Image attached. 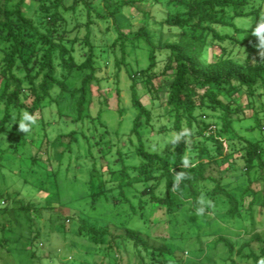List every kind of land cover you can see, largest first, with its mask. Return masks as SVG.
Listing matches in <instances>:
<instances>
[{
	"label": "rangeland",
	"instance_id": "rangeland-1",
	"mask_svg": "<svg viewBox=\"0 0 264 264\" xmlns=\"http://www.w3.org/2000/svg\"><path fill=\"white\" fill-rule=\"evenodd\" d=\"M65 1L66 5L74 2ZM88 1L94 8L91 36L97 66L96 80L92 83L96 100L91 107L92 117L76 122L71 115H61L57 103L46 100L43 121L40 119L31 133L18 144V122L21 111L26 108H11L9 121L0 131V262L254 264L248 255L252 252L261 255L260 248L264 245V176L259 178L260 171L255 169L249 175L243 174L245 161L242 155L245 149L239 147L240 143L237 144L238 149H230L229 133L218 136L211 130L223 141L224 154L219 156L218 162L206 157L204 160L210 163L208 174L214 177L222 175L224 185L237 196L249 176L255 179L250 187L257 196L256 201L252 210L247 208L252 196L250 193L246 195L242 217L232 218L229 215V200L221 192L211 190L212 181L203 182L195 198L185 196V202L174 207L170 213L165 206H155L141 194H130L129 202L114 200L117 190L111 188L116 186L121 162L133 164L141 160L129 143L138 108L131 100V79L127 69L133 74L137 71L138 95L152 111L151 125L142 129L146 146L163 152L172 148L167 141L175 130L168 121L170 105L167 99L173 69L165 68L168 55L160 44L176 37L179 30L160 26L168 8V3H164L163 7L160 1L167 0H142L130 8L126 7L116 19L110 17L107 20L96 13L109 14L105 0ZM252 1L256 6L261 4L264 9V0ZM78 12L76 15L81 25L67 33L65 42L66 58L72 56L75 61L82 60V51L88 48L83 44L86 9L80 4ZM225 14L230 16L231 11L228 9ZM68 15L73 25L75 20L71 13ZM234 22L248 27L253 25L255 18L236 17ZM143 25L148 27L152 42L157 47L156 65L150 71L159 88L157 98L147 92L139 74L140 69L149 64L150 49L145 41L128 46L125 63L116 65V59L120 61L123 56L119 44L113 45L117 37L115 26L127 36H133ZM251 35L235 32L240 39ZM225 45L244 59L240 44L233 46L226 42ZM221 54L219 50L207 49L202 58L209 61ZM61 70L59 65L58 72ZM227 98L234 101L233 107L239 108L241 120L235 123V130L252 140L263 138L264 89H258L251 96L244 89L232 85ZM23 99L26 104L31 103V98ZM67 107L63 110L67 111ZM5 110V100L0 99V119ZM99 110L101 121L97 116ZM255 113L259 116V124L254 119ZM73 129L78 131L79 138L71 149L63 151L56 145H50L58 133ZM233 136L237 135L233 133ZM235 141H238L237 137ZM15 144L17 147L14 149ZM118 150L123 152L119 159ZM103 187L106 192H102ZM200 196L212 200L215 207L197 216L195 202ZM22 204L29 206V211L19 208ZM92 227L113 230L115 234L124 236H101L90 231ZM127 227L139 229L147 246L136 247L133 240L127 239ZM227 242L233 245L232 248L227 246ZM160 247L163 249L161 252L158 250ZM166 248L172 253L165 251Z\"/></svg>",
	"mask_w": 264,
	"mask_h": 264
},
{
	"label": "trees",
	"instance_id": "trees-1",
	"mask_svg": "<svg viewBox=\"0 0 264 264\" xmlns=\"http://www.w3.org/2000/svg\"><path fill=\"white\" fill-rule=\"evenodd\" d=\"M141 1L105 0L109 14L97 11L96 13L103 20L110 17L116 19L126 7L130 8ZM153 1L158 2V0ZM164 3H168V8L165 9L160 26L179 30L176 37L160 44L168 55L165 68L173 69L167 99L170 105L168 121L175 132H179L182 126L193 129L192 143L186 147L180 142L175 150L168 148L164 152L151 150L146 146L142 129L151 125L152 111L144 105L138 95L137 71L133 74L127 69L128 77L131 79V100L138 108L130 131L129 143L141 160L133 164L121 162L117 170L119 178L116 186L111 188L117 190L114 200L129 202L130 194H141L155 206H165L170 213L174 207L185 202V196L190 199L195 198L203 182L212 181L214 185L211 190L221 192L229 200L230 207L227 210L229 215L232 218H240L245 211L244 200L248 193L251 194L252 199L247 208L253 209L252 205L257 196L252 191L250 183L255 179L249 176L247 184L237 196L231 188L224 185L222 175L214 177L208 174L210 163L204 158L218 162L219 156L224 154V143L218 136L229 133L230 149H238L239 143V147L245 149L242 155L245 161L243 174L249 175L255 169L260 171L259 178L264 176V137L252 140L235 130V123L241 120L239 108L233 107L234 101L227 98L232 85L244 89L251 96L255 95L258 89H264V59H261L256 47L257 38L253 35L237 38L235 32L251 33V29L234 22L236 17H254L255 22L252 25L254 27L264 9L261 4L256 6L252 0L160 1L162 6ZM80 4L86 9L84 22L86 33L83 44L88 48L82 51L84 58L75 61L72 56L66 58L65 42L67 33L81 25L76 15L79 14ZM228 9L231 11L230 16L225 14ZM93 10L88 0H74L71 5H66L65 0H29V2L0 0V99L5 100L6 103L5 113L0 119V131L9 121L11 108L20 110L24 107L28 112L36 115L38 122L42 120L46 100L57 103L59 113L71 115L76 122H84L92 117L91 107L96 102L92 83L96 80L97 74L91 36ZM69 13L75 20L73 25ZM114 30L117 32V37L113 45L119 44L123 56L120 61L116 59L118 66L120 63H125L128 46H133L139 41H145L149 46V64L146 68L140 69L139 74L144 80L147 92L153 98H157L159 88L155 85L153 74L150 72L156 65L157 47L152 42L148 27L141 26L133 36H127L118 26H115ZM226 42L233 46L240 44L239 47H243L244 59L225 45ZM207 49L219 50L222 54L207 61L202 58ZM59 65L62 66L60 73ZM19 70H22V73H19ZM24 97L31 98V103L26 104ZM66 105H68L67 111H64ZM235 114L237 117L234 116ZM97 116L101 121V110L98 111ZM254 119L256 124H259L257 113ZM211 130L217 132L218 136ZM233 133L237 135L238 141H235L236 137ZM18 134L17 144L27 135L19 131ZM78 138V131L73 129L60 132L49 141L51 146L56 145L58 149L64 151L71 149ZM17 144L14 145V149ZM117 153L118 159L123 156L121 150ZM182 155L191 159L190 166H182ZM174 169L188 175V179L180 184L178 191L172 190ZM103 191L107 190L103 187ZM19 208L26 211L30 209L25 204ZM90 231L101 236L108 235L115 238L124 236L115 234L113 230H100L94 227ZM125 237L133 240L136 247L147 246L139 229L127 227ZM227 246L232 248L233 245L227 242ZM158 250L163 251L162 247ZM260 250L261 255L253 252L248 255L253 259L254 264L264 258V245ZM165 251L172 253L167 248ZM0 264L8 263L0 262Z\"/></svg>",
	"mask_w": 264,
	"mask_h": 264
},
{
	"label": "clouds",
	"instance_id": "clouds-1",
	"mask_svg": "<svg viewBox=\"0 0 264 264\" xmlns=\"http://www.w3.org/2000/svg\"><path fill=\"white\" fill-rule=\"evenodd\" d=\"M248 27L251 29V34L257 38L256 47L261 59H264V11L260 13L255 26L252 27V25L249 24ZM37 123V117L34 113H30L27 110H22L18 122V131L23 134H30L33 130V127L36 126ZM193 135V129L187 126H182L179 132L173 133L172 137L167 141V144L172 146V150H175V148L179 146L180 142H183L186 147L190 146L192 143ZM181 162L183 167H188L192 163L191 159L186 155H182ZM173 172L174 180L172 183V190L178 191L180 184L184 180L188 179V175L183 171L177 172L175 171V169L173 170ZM214 207L215 205L212 200L206 199L204 196H200L195 202V214L197 216H202L204 215L206 209ZM257 264H264V258H261L257 262Z\"/></svg>",
	"mask_w": 264,
	"mask_h": 264
}]
</instances>
